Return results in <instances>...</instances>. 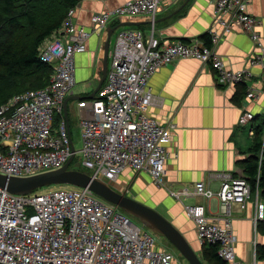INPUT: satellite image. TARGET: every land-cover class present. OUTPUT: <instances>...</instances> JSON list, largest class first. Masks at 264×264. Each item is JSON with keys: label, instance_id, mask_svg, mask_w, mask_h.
I'll return each instance as SVG.
<instances>
[{"label": "built area", "instance_id": "obj_1", "mask_svg": "<svg viewBox=\"0 0 264 264\" xmlns=\"http://www.w3.org/2000/svg\"><path fill=\"white\" fill-rule=\"evenodd\" d=\"M164 0H129L94 17L91 30L75 24L76 7L38 48V59L52 68L49 84L39 90L12 96L0 106V174L27 178L60 169L70 158L72 140L62 116L64 101L75 85L74 57L86 51L92 31L104 30L114 19L150 16L154 19ZM251 0H215L216 23L225 33L234 28L247 34L255 54L249 66L264 76V48L260 20L249 14ZM198 39L162 45L154 34L139 29L118 32L105 82L87 103L80 117L81 165L94 179L107 184L125 169L146 173L158 188L180 202L195 225L198 242L216 247L224 264H243L235 256L236 238L231 225L234 206L245 208L252 188L238 177L224 176L218 192L200 182L173 190L167 186L166 163L170 158L174 124L162 125L147 115L155 98L148 85L163 66L180 59L209 64L224 86L245 84L249 71L224 67L214 46ZM248 97L257 98L253 91ZM251 113L239 118L244 125ZM250 135L253 131L250 130ZM76 154V152H75ZM75 157V155H74ZM258 186V177L257 184ZM49 187L29 195H12L0 188V264H172L174 255L156 248L154 234L134 222L119 208L87 189ZM257 188V187H256ZM257 191V190H256ZM258 192V191H257ZM216 199L219 213L208 216L203 205L188 199ZM264 224V204L256 201L254 224Z\"/></svg>", "mask_w": 264, "mask_h": 264}, {"label": "crops", "instance_id": "obj_2", "mask_svg": "<svg viewBox=\"0 0 264 264\" xmlns=\"http://www.w3.org/2000/svg\"><path fill=\"white\" fill-rule=\"evenodd\" d=\"M127 1L81 0L75 9V24L91 30L94 17ZM214 3L215 0H164L153 20L150 16L114 19L104 30L92 31L85 43L86 51L74 57L75 85L66 104L70 137L71 130L77 125L74 121L86 114L85 108L79 104L91 100L89 97L102 78L104 45L110 30L113 32L109 40L107 72L116 36L122 29H139L145 36L153 33L162 45L198 39L209 47L211 36L218 35L214 48L220 61L232 72L249 71L246 83L224 86L218 82L209 64L194 59L176 60L159 68L149 80L148 87L155 103L149 107L147 115L162 125L176 126L173 143L169 146L170 158L166 163L169 188L176 190L202 182L216 193L224 176L237 177L236 169H242L248 178L246 166L253 156L254 142L249 132L252 130L254 134L264 121V76L260 67L249 66L255 50L248 35L238 28L225 33L216 23ZM248 11L261 22L258 32L264 48V0H251ZM248 91L256 93L257 98L248 97ZM245 113L253 114L255 119L241 125L239 118ZM60 118L65 120L64 110L62 116L56 118L55 125ZM261 135L264 139V127ZM245 180L250 184L249 178ZM108 185L114 191L156 210L186 239L203 264H212L204 253L205 247L210 246L198 242L195 225L183 205L171 198L166 189L156 187L148 174L125 169ZM255 186L257 188L251 190L252 196L245 208L240 210L234 206L231 214L236 238L235 256L243 264H264V258L257 256L258 250L264 247V233L260 223L254 224L256 201L264 204V199ZM185 204L203 205L211 217L219 213L216 199H188Z\"/></svg>", "mask_w": 264, "mask_h": 264}, {"label": "trees", "instance_id": "obj_3", "mask_svg": "<svg viewBox=\"0 0 264 264\" xmlns=\"http://www.w3.org/2000/svg\"><path fill=\"white\" fill-rule=\"evenodd\" d=\"M80 1L0 0V106L16 94L43 89L49 84L52 68L38 59V48L60 28L68 10ZM263 127L264 121L253 134V156L246 170L253 191L258 177V189L264 199ZM260 224L264 233V224ZM204 251L212 264H224L216 254V247H205ZM257 256L264 258V247Z\"/></svg>", "mask_w": 264, "mask_h": 264}, {"label": "water", "instance_id": "obj_4", "mask_svg": "<svg viewBox=\"0 0 264 264\" xmlns=\"http://www.w3.org/2000/svg\"><path fill=\"white\" fill-rule=\"evenodd\" d=\"M112 32L113 30L108 32V37L104 45L102 78L89 99H92L100 90L106 78L109 40ZM66 104L67 98L64 101L63 109L65 120L69 124L66 114ZM71 152L72 154L68 161L60 169L54 171L44 172L27 178L8 177L0 174V188L12 195L20 196L29 195L37 190L52 186H70L87 189L105 202L119 208L125 214L134 218L141 227L146 228L153 234L166 240L187 264H203L186 239L170 222L154 209L114 191L107 183L94 179L86 173L69 169L75 155L73 144H71ZM235 173L238 178L247 179V176L243 175L242 169H236Z\"/></svg>", "mask_w": 264, "mask_h": 264}, {"label": "rangeland", "instance_id": "obj_5", "mask_svg": "<svg viewBox=\"0 0 264 264\" xmlns=\"http://www.w3.org/2000/svg\"><path fill=\"white\" fill-rule=\"evenodd\" d=\"M13 86H16V85L14 84ZM78 121H79V118L77 117V119L74 121V124L77 123V125H75V127L71 130L72 144L74 146V150H75L76 154H75V157L73 158L72 163L69 166V169L77 170V171H80L83 173H86V172L89 173V171L81 165V158H80V154H79V150L81 148V135H80V128L78 125ZM53 187H59V186H52V188ZM65 187H67L69 189H73L70 186H65ZM44 190H46V189H44ZM41 191H43V190H41ZM131 219L134 222H136V220L134 218L131 217ZM155 239H156V246H155L156 248H158V249H164L165 248V249L170 250L171 252L174 253V255H175L174 261H176L177 264H187L186 261L180 256V254L169 243H167L166 240H163L159 237H156Z\"/></svg>", "mask_w": 264, "mask_h": 264}, {"label": "bare ground", "instance_id": "obj_6", "mask_svg": "<svg viewBox=\"0 0 264 264\" xmlns=\"http://www.w3.org/2000/svg\"><path fill=\"white\" fill-rule=\"evenodd\" d=\"M144 229H146V228H144ZM147 230V229H146Z\"/></svg>", "mask_w": 264, "mask_h": 264}]
</instances>
